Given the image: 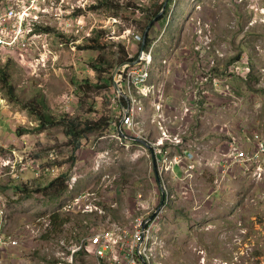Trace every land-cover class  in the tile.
Returning a JSON list of instances; mask_svg holds the SVG:
<instances>
[{
  "label": "rangeland",
  "instance_id": "rangeland-1",
  "mask_svg": "<svg viewBox=\"0 0 264 264\" xmlns=\"http://www.w3.org/2000/svg\"><path fill=\"white\" fill-rule=\"evenodd\" d=\"M175 3L174 25L159 30L156 18L174 11ZM146 34L159 41V95L147 102L137 128L151 143L172 146L173 151L163 147L171 171L161 169L154 152L160 146L149 143L150 150L124 125L127 137L119 138V122L133 102L128 86L140 79L138 66L131 65L128 83L104 87L120 77L121 50L124 59L134 56ZM3 79L14 87V98ZM41 98L58 123L70 121L86 135L79 149L65 124L40 129L37 116L23 108ZM234 132L246 154L251 139L264 135V0H0V188L7 187V234L18 243L24 226L42 232L6 252L3 264H53L55 252H67L95 231L148 218L163 204L165 191L171 197L162 207L159 242L167 247L158 255L166 264H264V187L249 176L248 166L233 163L226 176L215 164L218 149L220 159L230 161L227 135ZM187 144L198 166L190 174L172 164ZM22 158L18 168L24 164L27 170L16 180L2 161L19 166ZM64 173L69 177L63 197L37 191ZM17 185L23 191L17 193ZM76 198L91 210L73 206ZM55 212L70 222L44 238L40 224ZM75 264L96 262L84 252Z\"/></svg>",
  "mask_w": 264,
  "mask_h": 264
},
{
  "label": "built area",
  "instance_id": "built-area-1",
  "mask_svg": "<svg viewBox=\"0 0 264 264\" xmlns=\"http://www.w3.org/2000/svg\"><path fill=\"white\" fill-rule=\"evenodd\" d=\"M137 123V118L128 112L121 117L122 127L124 124L125 131H128V134H133L137 138L143 140L145 143L152 144V146H160V148H156L154 152L160 161L161 169H167L168 171H171V167L168 166L170 157L168 151L165 152L163 147L167 148V150H170L172 146L161 141H153L151 143L149 140L144 138L142 133L138 131L139 129L137 128ZM175 141L177 144L181 143L180 139H176ZM251 145L256 147V149H253L251 146L252 150L250 154H246L244 151H239L237 149L234 150L231 155L234 157V159H232V161L226 160L227 171L233 170V163H239V165L248 166L247 168L250 171L249 176L252 177L253 181L257 185L264 187V164H259L261 158H264V135L258 133L254 140H251ZM161 157L162 159H160ZM194 159V154L190 153L189 151H186L185 154L181 152V156L177 157L175 163L173 162L172 164L185 167L186 171L191 173L196 168L194 164H188V162ZM219 162L221 163V161ZM2 163L5 165V167L11 168L12 173H10V175H14L15 178H18L19 173L27 168V165L23 164L21 169H19L17 167V163H13L11 159L3 160ZM29 166H32V161L29 162L28 167ZM38 171H40V168ZM73 206L82 208L83 212L85 213L91 210L88 206L83 208L78 198L74 200ZM163 209L155 211V217L151 215L148 218H145L144 215H141L135 218L128 227L115 224L108 229L95 231L84 238L79 245H71L67 252H63L61 249H59L56 252V256L54 257L53 264H75L76 256L81 252H86L89 256L93 257L96 264H142L144 262H147L148 264H162L153 262V258H157V256H159V251L161 255L164 245L159 242L158 239L152 237V232L155 231V233H157V227L163 221ZM262 218L264 220V206L262 209ZM44 224L45 226L43 225V227L45 232L51 228L49 217L44 221ZM7 227L8 222L6 213L1 211L0 258L6 252H9L10 249L17 243V240L16 243L11 242L13 237L7 235ZM30 232V236L27 238L28 241L35 237V232L40 233V231L35 230H30ZM0 264L3 263L0 262ZM12 264H28V262L26 260H20L13 261Z\"/></svg>",
  "mask_w": 264,
  "mask_h": 264
},
{
  "label": "bare ground",
  "instance_id": "bare-ground-1",
  "mask_svg": "<svg viewBox=\"0 0 264 264\" xmlns=\"http://www.w3.org/2000/svg\"><path fill=\"white\" fill-rule=\"evenodd\" d=\"M194 2V1H193ZM175 7V10L177 8V3H175L174 5ZM201 8V7H200ZM178 9V8H177ZM163 11L161 13H159V16L158 18V23L162 25H160V29L159 30H164L166 29L167 27H170L172 26V24L174 25L173 21L172 23L170 22V19L172 18V16L174 15V18L176 16V13H177V10L176 11ZM201 15V14H200ZM185 16V15H184ZM195 16V15H194ZM199 16V15H198ZM164 17V18H163ZM167 17V19H166ZM197 17V15H196ZM160 18H163L161 21H159ZM168 20L166 21V23L164 22V20ZM173 19V18H172ZM256 19V18H255ZM174 20V19H173ZM193 20V19H192ZM254 21V20H253ZM171 23V24H170ZM176 23V22H175ZM242 23V22H241ZM234 24V23H233ZM177 25V24H176ZM258 25H260L258 23ZM238 26V25H237ZM235 26V27H237ZM158 27V26H157ZM233 27V26H232ZM152 29H154V25L152 26ZM158 30V29H157ZM235 31V30H234ZM237 32V31H236ZM235 32V33H236ZM149 35V34H148ZM146 34V37H145V40H144V44L142 47L138 48V52L130 57L129 59L126 58L124 59L123 58V62H121L120 60V63H122L123 65L121 66L122 67V70L120 71V77H116V78H113L112 81H111V85L113 84V86L115 85H118V84H121L122 82H125V83H128L130 78L132 77V73H131V65L133 64H136L138 66V72H139V81H136L135 83L131 84L128 86V92H130L131 94H134L132 96V99H133V102L132 104H130L127 108V110L124 111V115L125 113H129V114H133L136 118H137V122H139L140 120V117L142 115H146L145 111H146V104L147 102H149L151 99H153L154 97L158 96L159 95V87L158 85L156 84V82L158 81L159 79V74L161 72H158V75H155V68L157 67V62L159 61L157 58H156V47H157V44H158V40L156 39H153L151 38V36H148ZM249 38V37H248ZM137 42V41H136ZM138 42L140 43H143V41L139 40ZM169 42V41H168ZM164 44V43H162ZM135 45V44H134ZM166 45V44H165ZM160 48V47H159ZM126 55V53H125ZM171 63V62H170ZM115 64V63H114ZM238 70H234L233 71V74L237 73ZM111 78H109L108 80L105 81V84H107L108 82H110ZM104 84V85H105ZM137 84L138 87L137 88H134L132 89V87ZM110 85V86H111ZM121 101H119L120 103ZM124 102V101H123ZM119 103H118V107L121 108L124 106V103L119 106ZM157 108L160 109L161 106L160 105H157ZM123 115V116H124ZM149 120V118H146ZM205 119V116L202 115L200 117V121L198 122V124L200 125V122L201 120H204ZM248 120V119H247ZM246 120V121H247ZM245 123V121H244ZM124 125V124H123ZM157 124H154L153 126H156ZM222 125V124H221ZM125 126V125H124ZM168 131L165 130V133L167 134ZM202 135V134H201ZM167 135H165L166 137ZM228 136V141L233 145V150L231 151V154L229 155V159L230 161H232V159H234V157H232V153L234 152L235 149L239 150V151H244V149H242L239 145H238V142H236L237 138H238V132H234V134L232 136ZM226 136V137H227ZM251 138V137H250ZM235 139V141H234ZM243 139V138H242ZM253 140V139H251ZM243 141V140H241ZM245 143V142H244ZM149 148V147H148ZM150 149V148H149ZM151 150V149H150ZM170 151H173V149L171 148ZM13 154L15 156L18 155L17 152H13ZM181 156V153H179L176 157H174V160H176L177 157H180ZM25 158H22L21 159V162L20 163H25L24 162ZM19 163V166L17 167H20V164ZM175 163V161H174ZM237 165V164H236ZM245 165H240V167H243ZM174 169H176V171H179L180 169H182L183 167L182 166H179V165H176L174 164L173 165ZM237 167V166H236ZM11 169V168H10ZM27 168L23 171H26ZM157 171V170H156ZM158 172V171H157ZM1 180V179H0ZM227 182V181H226ZM230 183V182H229ZM232 183V182H231ZM228 184V183H227ZM76 186V185H75ZM171 187V186H170ZM74 188V187H73ZM172 188V187H171ZM183 190V189H182ZM185 190V189H184ZM3 191L0 190V212L1 211H4L6 213V217H7V222H8V225H9V220L11 219V216H10V211H9V206L7 204V200L6 198H4V195L2 193ZM77 194V193H76ZM64 195V194H63ZM62 195V196H63ZM163 196L165 197H169L170 199V194L169 193H166V191L163 193ZM180 196V195H179ZM190 196V195H189ZM190 199V198H189ZM58 201V200H57ZM55 204V203H54ZM167 204V202H163L162 205L159 206L158 210L162 209V207H164L165 205ZM61 207V206H60ZM55 210V209H54ZM53 210V211H54ZM27 214V213H26ZM30 215V214H29ZM28 216V215H27ZM46 216V215H45ZM58 216V215H57ZM153 217L154 214L152 215ZM25 217V216H24ZM38 218V217H37ZM40 218V217H39ZM207 218V217H206ZM22 219V218H21ZM29 219V218H28ZM57 219V218H56ZM24 220V219H23ZM33 220V219H31ZM44 220V219H43ZM50 220V219H49ZM30 221V220H28ZM21 222V220H20ZM27 222V221H26ZM34 222V221H33ZM36 222V221H35ZM22 224V223H21ZM45 225V224H44ZM57 225V224H56ZM26 226L22 227L20 230H19V241L18 243H16V238H12L11 239V242L12 243H16L12 248V252L13 250L15 251L17 248H20L22 246V243H28V237L30 236V226ZM35 228V227H34ZM36 228H38L36 226ZM66 228V227H65ZM19 229V228H17ZM36 230V229H34ZM65 230V229H64ZM157 230H160L162 231V223H160V225L157 227ZM63 232V231H62ZM42 234V232H40ZM68 233V232H67ZM37 234V233H35ZM40 234V235H41ZM55 234V233H54ZM63 234V233H62ZM8 235V234H7ZM64 235V234H63ZM10 236V235H8ZM53 236V235H52ZM56 237V235H54ZM61 236V235H60ZM62 237V236H61ZM60 237V238H61ZM152 237H155L156 239H161L160 235H156L155 231L152 232ZM45 238V237H44ZM52 238V237H51ZM50 238V239H51ZM79 238V237H78ZM48 239V240H50ZM84 239V238H83ZM36 240V239H35ZM41 241V240H40ZM47 241V240H46ZM34 242V241H33ZM39 242V241H38ZM52 242V241H51ZM55 242V241H54ZM65 242V241H64ZM81 242V241H80ZM76 243V242H75ZM41 244V243H40ZM163 244V243H162ZM50 245V244H49ZM54 245V244H53ZM59 245V244H58ZM56 245V246H58ZM79 245V244H78ZM61 246V244H60ZM164 247V246H163ZM167 247V246H166ZM165 247V248H166ZM58 248V247H57ZM164 248V249H165ZM58 250V249H57ZM166 250V249H165ZM253 251V249H251ZM18 251V249L16 250ZM45 251V250H44ZM159 251V250H157ZM46 252V251H45ZM48 252V251H47ZM81 253H84V252H81ZM47 254V253H46ZM56 254V252H55ZM178 256V255H177ZM41 259V258H40ZM44 259V258H42ZM180 259V258H179ZM78 260V259H77ZM174 260V258H173ZM203 260V259H202ZM27 261V260H26ZM221 262V261H220ZM223 262V261H222ZM154 263H162V264H166L165 261H164V258H162L160 255L157 256V258L155 259V262ZM175 263V262H174ZM203 264V262H201ZM144 264H148L147 262H145ZM169 264V262L167 263Z\"/></svg>",
  "mask_w": 264,
  "mask_h": 264
},
{
  "label": "trees",
  "instance_id": "trees-1",
  "mask_svg": "<svg viewBox=\"0 0 264 264\" xmlns=\"http://www.w3.org/2000/svg\"><path fill=\"white\" fill-rule=\"evenodd\" d=\"M157 13H159V10ZM163 18H160L159 21H161ZM124 53H126L125 50H121L122 57H123ZM240 58L241 57L237 58L236 61H239ZM123 61H124L123 58H121V62H123ZM99 62L102 63L101 60H99ZM109 67L111 68L110 64H109ZM95 70L99 71V68L96 65H95ZM101 72H103V71L102 70L99 71V73H101ZM255 75H256V72L254 71L253 73H251L249 75V77L255 76ZM112 79L113 78H111L110 82L105 84L104 87L110 86ZM3 84L5 86V89L8 92L9 96L14 98L15 97L14 87L11 84H9V82L7 80H4V79H3ZM251 85L252 84L250 83V86ZM123 103L124 102L121 101L119 103V106H121ZM23 108L24 109L27 108V110H29L32 115L37 116V120L40 122V127H39L40 129H46L48 126H52L57 122L53 117H51L47 113L48 108L46 106V103H44V99H42V98L39 99L38 101L35 100L34 102H31V103H24ZM60 124H65L67 127H69V129L66 131V134L68 137L71 138V144L74 145V149L75 150L79 149L82 145L81 141L86 139V135L82 132V130L80 128L76 127V125L70 121L59 122L58 125H60ZM106 124H107V126H109V123H106ZM86 129L92 130V127L90 125H87ZM68 177H69L68 173H64L62 176L52 180L45 188L37 190V191L43 192L44 194H46L48 196H52L55 199L61 198L68 192V191H66V188H67L66 181H67ZM15 179L19 180L20 176H18V178H15ZM14 181L15 180L12 177L11 182H10L8 187L13 186ZM0 190L5 192L7 190V187L2 186L0 188ZM15 190H18L17 193L23 191L18 185L15 186ZM63 215H65V214H62L60 212H55L51 217L52 226H53L52 232L55 234L60 233L63 230V228L70 222L69 217L67 215H65L63 217Z\"/></svg>",
  "mask_w": 264,
  "mask_h": 264
},
{
  "label": "clouds",
  "instance_id": "clouds-1",
  "mask_svg": "<svg viewBox=\"0 0 264 264\" xmlns=\"http://www.w3.org/2000/svg\"><path fill=\"white\" fill-rule=\"evenodd\" d=\"M218 82V80H215V84ZM210 84H213V81H211L210 82ZM213 86H214V84H213ZM203 89H205V88H203ZM118 129H119V138H121L122 139V137H124V138H126L127 137V133H125L124 132V129H123V127H122V124H121V121L119 122V125H118ZM143 141V140H142ZM146 145H147V143H146ZM147 148H148V145H147ZM190 145L189 144H187L182 150H181V152L183 153V154H185L186 153V151H189L190 152ZM216 158H217V160L215 161V164L218 162V164L221 166V168H222V170H224V175H228L227 174V165H226V162H225V166L224 167H222V165L224 164L223 163V161L222 160H225L226 161V159H220V157L219 156H216ZM219 161H221V163L219 162ZM189 163H192V164H194L195 165V170H193L192 172H194V171H196L197 169H198V166H196V161H195V159L194 160H192V161H189L188 162V164ZM217 165V164H216ZM218 166V165H217ZM29 168H30V166H29ZM219 168V167H218ZM227 171V172H226ZM191 172V173H192ZM226 172V173H225ZM188 174H190V172H187ZM225 176V177H226ZM257 185V184H256ZM259 186V185H258ZM261 187H263V186H261ZM164 201L165 202H168V197H164ZM156 211H157V209H156ZM151 215H153V214H151ZM150 215V216H151ZM47 217H49V219L51 220V217L52 216H50V215H48ZM163 222V221H162ZM161 222V223H162ZM40 227H43V225H41L40 224ZM52 229H53V226H51V228L48 230V231H45L43 234H44V237L45 236H47V235H51L50 233H49V231H51L52 232ZM161 234V231L159 232V235ZM162 242H163V240H162ZM94 259V258H93ZM95 261V260H94ZM145 263V262H144ZM144 263H142V264H144Z\"/></svg>",
  "mask_w": 264,
  "mask_h": 264
},
{
  "label": "crops",
  "instance_id": "crops-1",
  "mask_svg": "<svg viewBox=\"0 0 264 264\" xmlns=\"http://www.w3.org/2000/svg\"><path fill=\"white\" fill-rule=\"evenodd\" d=\"M217 151H218V152H215V153H214V154H217V155H215V157L219 155L220 150L218 149Z\"/></svg>",
  "mask_w": 264,
  "mask_h": 264
},
{
  "label": "water",
  "instance_id": "water-1",
  "mask_svg": "<svg viewBox=\"0 0 264 264\" xmlns=\"http://www.w3.org/2000/svg\"><path fill=\"white\" fill-rule=\"evenodd\" d=\"M128 139H130V140H133V141H134V139H135V138H128Z\"/></svg>",
  "mask_w": 264,
  "mask_h": 264
}]
</instances>
